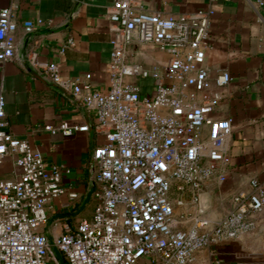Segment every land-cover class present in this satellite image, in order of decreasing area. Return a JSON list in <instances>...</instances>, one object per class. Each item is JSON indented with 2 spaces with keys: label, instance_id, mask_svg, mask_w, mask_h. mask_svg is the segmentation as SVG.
Here are the masks:
<instances>
[{
  "label": "built area",
  "instance_id": "obj_1",
  "mask_svg": "<svg viewBox=\"0 0 264 264\" xmlns=\"http://www.w3.org/2000/svg\"><path fill=\"white\" fill-rule=\"evenodd\" d=\"M213 14L207 8L167 17L144 9L140 0H112L106 92L65 77L58 62L28 53L45 78L72 90L95 113L93 126L105 138L89 166L97 203L92 218L64 225L52 239L47 236L42 228L48 206L65 193L63 175L70 169L48 166L26 138L6 129L0 92V164L10 155L20 169L16 178L0 179V264H59L52 246L67 264H193L201 250L255 230L256 215L264 208V184L256 178L233 196V209L214 222L194 217L190 227H182L176 214L183 205L180 193L190 189L196 199L209 179L225 180L230 164L232 118L214 113L221 90L233 78L227 70L211 77L205 62ZM16 29L13 7L1 8L0 68L15 57ZM25 29L31 32L34 25ZM134 40L169 51L164 68L150 71L131 61ZM149 77L152 93L140 86ZM89 127L63 122L45 128L71 136Z\"/></svg>",
  "mask_w": 264,
  "mask_h": 264
},
{
  "label": "crops",
  "instance_id": "obj_2",
  "mask_svg": "<svg viewBox=\"0 0 264 264\" xmlns=\"http://www.w3.org/2000/svg\"><path fill=\"white\" fill-rule=\"evenodd\" d=\"M140 1L144 9L167 17L198 9L214 10L205 62L211 77L227 70L233 78L221 90L214 113L217 118H232L230 164L225 168V180L217 176L209 179L196 199L194 192L186 189L178 195L183 205L176 208L182 227H190L194 217L214 222L233 209V196L248 190L250 179L264 184V4L258 0ZM111 4L112 0H0V9L13 7L17 23L15 57L0 68L6 129L26 138L43 154L48 166L70 169L63 175L65 193L48 206V221L42 229L50 239L61 233L64 225L92 218L97 200L89 166L94 149L105 138L93 126L94 111L85 108L72 90L45 78L31 64L28 53L36 51L40 60L58 62L65 77L81 78V84L88 83L91 90L108 91ZM28 24L34 25L33 31H26ZM169 56V51L153 44L134 40L129 45V59L150 71L155 67L163 69ZM87 74H91L90 79H86ZM140 86L152 93L153 78L141 79ZM63 122L90 127L71 136L45 128ZM19 172L13 156H7L0 164V179L16 178ZM256 220L254 231L201 250L195 260L199 262V254L208 252L215 264H264V208Z\"/></svg>",
  "mask_w": 264,
  "mask_h": 264
},
{
  "label": "rangeland",
  "instance_id": "obj_3",
  "mask_svg": "<svg viewBox=\"0 0 264 264\" xmlns=\"http://www.w3.org/2000/svg\"><path fill=\"white\" fill-rule=\"evenodd\" d=\"M52 251H53L54 255L56 256V258L58 259L59 264H67L65 262V259L62 256V254L60 253V251L55 246H52ZM199 255H201V260L199 262L195 260L193 262V264H215L214 259L210 258L208 252H202ZM147 264H149V263H147Z\"/></svg>",
  "mask_w": 264,
  "mask_h": 264
},
{
  "label": "trees",
  "instance_id": "obj_4",
  "mask_svg": "<svg viewBox=\"0 0 264 264\" xmlns=\"http://www.w3.org/2000/svg\"><path fill=\"white\" fill-rule=\"evenodd\" d=\"M65 262H66V260H65ZM67 263V262H66Z\"/></svg>",
  "mask_w": 264,
  "mask_h": 264
}]
</instances>
